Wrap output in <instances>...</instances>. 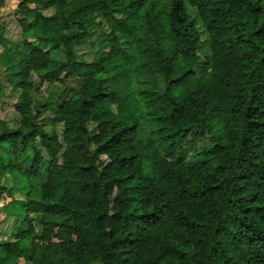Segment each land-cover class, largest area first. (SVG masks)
Returning <instances> with one entry per match:
<instances>
[{
	"label": "trees",
	"instance_id": "16d2710c",
	"mask_svg": "<svg viewBox=\"0 0 264 264\" xmlns=\"http://www.w3.org/2000/svg\"><path fill=\"white\" fill-rule=\"evenodd\" d=\"M16 14L0 203L23 216L0 264H264V0H19ZM93 35L101 49L78 60ZM73 75L60 138L32 91ZM191 135L213 142L195 163Z\"/></svg>",
	"mask_w": 264,
	"mask_h": 264
},
{
	"label": "rangeland",
	"instance_id": "374dc122",
	"mask_svg": "<svg viewBox=\"0 0 264 264\" xmlns=\"http://www.w3.org/2000/svg\"><path fill=\"white\" fill-rule=\"evenodd\" d=\"M18 3L19 0H0V22L5 25L6 29L4 34L5 44L4 46L0 45V52L3 47H6L8 49L13 48L15 45L21 47V28L17 21L19 16H17L16 14ZM31 5L32 4H29V6ZM43 13L49 15L51 14V10H43ZM94 37L95 36L93 35L83 43L74 47L75 57L78 60L90 61L94 57V54L101 49V46L98 45L90 46L89 42L93 40ZM29 40L33 39L29 38ZM52 58L54 60H64L65 53L61 51L57 55H52ZM32 79H36V76L33 75ZM0 83L2 87V94L0 96V119L5 120L10 127H16L18 125L20 117L14 110L13 105L17 100L19 91L12 90L10 84L4 78L2 68H0ZM157 83L159 85H162V82L160 80ZM80 84L81 80L77 76H66L63 77L61 82L50 85L43 84L38 89L32 91V98L34 101L51 102V105H49L41 112L39 119L41 124L47 131L57 133L60 138L62 124L53 121L58 108L57 99H60L61 97L63 99L69 98L73 94L72 92L76 90L80 86ZM134 85L136 87L144 86L141 82V79L135 80ZM149 130V125L145 120L139 127V136L142 138L147 137L149 135ZM189 139L190 141L192 140V142H190V148L187 149V156L192 161V163H195L199 158L198 152L200 153L204 148L210 146L213 142L212 139L207 135L201 137L191 135ZM16 195L14 197H16ZM22 216V203L18 200L14 199V201L11 203H0V242L7 240L12 233L16 232L17 228H19ZM19 264H23V261L21 260Z\"/></svg>",
	"mask_w": 264,
	"mask_h": 264
}]
</instances>
